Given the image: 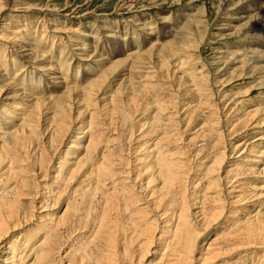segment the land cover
<instances>
[{
	"label": "rangeland",
	"instance_id": "374dc122",
	"mask_svg": "<svg viewBox=\"0 0 264 264\" xmlns=\"http://www.w3.org/2000/svg\"><path fill=\"white\" fill-rule=\"evenodd\" d=\"M3 3L0 66L6 65L9 71L0 75V130L7 133L5 140L10 137L7 141L18 142L5 152L0 149V202L14 200V189L20 181H27V186H18L16 191L26 195H19L17 217L9 222L15 230L10 229L0 242V264L10 247L18 255L17 264H108L109 258L119 260L115 264H164L177 247L171 242L165 248L169 239L163 231L168 226L174 231L184 203L192 204L188 213L194 222L191 231H199L192 264H264V247L238 250L216 263L204 259L214 238L249 213L264 209V0ZM193 18L195 22L186 30L187 39H177ZM74 36L89 45L85 53H94L91 61H75L71 52ZM172 39L174 45L182 40L190 42L181 48L182 53L169 57V67H161V57L169 55L165 47ZM25 42L34 43V53L39 57L34 60L37 63H28L20 72L21 57L16 58L14 45L20 48ZM134 50L139 56L133 65L130 59L115 65L116 60ZM179 59L190 64L180 67ZM142 62L148 63V73L140 72L145 71ZM49 65L67 74L64 88L55 87L47 79L41 68ZM201 69L209 79L199 76ZM100 75L105 82L110 79L95 88L93 93L98 96L94 94L87 105L83 87ZM18 85L34 97L57 96L65 87L73 88L77 102L73 101L68 118L71 126L59 147L56 140L60 134L47 128L51 114L45 108L38 113L30 106L31 101L16 95ZM115 102L119 113L111 123L108 109ZM28 114H41L40 125L34 126L36 134L22 139L12 131ZM90 138L97 141V146L84 166L74 171L75 162L86 156ZM221 152L225 153L223 162L218 159ZM49 155L51 162L47 164ZM164 159L180 164L178 170L188 181L185 193L182 182L177 188L163 186L170 181L166 176L170 167L165 166L170 163ZM104 162L108 166L101 175L97 171ZM253 167L259 170L252 173ZM236 172L241 175L231 180H239L233 183L238 191L230 192L237 195L242 190L247 200L254 195L250 202L236 203L227 194L222 221L215 226H199L193 218L196 214L191 212L202 204L210 212L218 204L219 191L226 188V178ZM162 200L165 203L160 205ZM118 202L117 217L115 210L105 214L107 204L109 209H116ZM154 202L159 207L152 208ZM34 203L38 206L35 210ZM158 214L161 217L156 218ZM57 223L65 225L57 227ZM115 230L116 239L112 240Z\"/></svg>",
	"mask_w": 264,
	"mask_h": 264
},
{
	"label": "bare ground",
	"instance_id": "6f19581e",
	"mask_svg": "<svg viewBox=\"0 0 264 264\" xmlns=\"http://www.w3.org/2000/svg\"><path fill=\"white\" fill-rule=\"evenodd\" d=\"M5 8V4L3 3V0H0V12H2V9ZM192 22H195V19L193 18L191 21H189L188 23L185 24L184 28L180 31V34L179 36L176 38L178 39L179 37H181L180 39H183L186 37L187 39V34L189 32H187V28L190 26V24ZM197 22V21H196ZM182 26V25H181ZM182 28V27H181ZM106 29V28H104ZM108 30V29H107ZM179 30V29H178ZM175 31V30H174ZM171 32V31H170ZM80 33H85V32H80ZM86 34V33H85ZM84 34V35H85ZM99 34V33H98ZM105 35V37H109L107 36L108 33H103ZM204 35V34H203ZM179 39V40H180ZM32 40V39H30ZM177 40V41H179ZM72 49H71V52L73 54V58H75V61H80V62H86V61H91L93 59V56H94V53L90 54V53H85L86 50H89L88 46H86V44L81 41V40H78L76 36L73 37V40H72ZM29 42V41H28ZM174 42H175V39H172L168 42V44L166 45V49L168 52H169V55H165L164 57H161L162 59L160 60V65L161 67H169V63H170V58L172 55H176V54H179V53H182V49H185L183 48V46L187 47V43L190 42V40L188 42H186V40H182L181 44H177V45H174ZM26 43V42H25ZM191 44V43H190ZM17 45L15 44L14 45V49H15V56L16 58L17 57H21L19 58V62H22V66H21V70H19L20 72H22V68H24L28 63L29 64H33L38 57L39 55H37L36 53H34V43L33 42H30V43H26L25 45L21 46L20 48H17L16 47ZM92 45H90L91 47ZM190 46V45H189ZM182 48V49H181ZM93 50V49H92ZM95 50V49H94ZM139 50V49H138ZM63 51V50H62ZM173 51V52H172ZM256 51V50H255ZM139 52V51H137ZM164 52V51H163ZM136 51L134 50L133 52H130L129 54H127L126 58L122 57L118 60H116V66L121 62L123 63L126 59H130L132 64L133 65L136 61V59L138 58L139 54L135 55ZM143 54V53H142ZM264 55V54H263ZM141 56V55H140ZM186 56V55H185ZM95 57H97L95 55ZM134 57V58H133ZM188 57V56H187ZM264 57V56H263ZM71 58V59H73ZM262 58V57H261ZM134 59V60H133ZM184 59V58H183ZM183 59H179V65L180 67H183L184 64H186L187 60H183ZM100 60V59H99ZM147 60V59H146ZM157 61H159V58L156 59ZM53 61V60H52ZM148 61V60H147ZM51 62V61H49ZM72 62V60L70 61ZM37 63V62H35ZM120 63V64H121ZM142 63H145V65H142L143 66V69H145V71H140V72H146L148 73L149 70H147L146 68L149 69V66L147 67L146 64H148L147 62H142ZM188 64H190L189 62H187ZM128 64V63H126ZM140 64V63H139ZM196 64V63H195ZM37 66V65H36ZM136 66V65H135ZM141 66V65H140ZM141 66V67H142ZM187 66V65H186ZM39 67V66H37ZM112 67V66H111ZM109 67V68H111ZM115 67V66H114ZM139 67V66H138ZM154 67V66H152ZM185 67V66H184ZM7 66L6 65H2V67L0 66V75L1 76H5L7 74L6 70H7ZM36 68V67H35ZM63 68V67H62ZM133 68V67H132ZM207 68V67H206ZM42 70H44L46 73V77L47 79L49 80V82H53V84H55L57 88H64V84L66 83L67 84V74H64L63 72L60 71V68H57L55 65H49L47 67H44V68H41ZM1 70H5V73H2ZM27 70V69H26ZM103 70V69H102ZM107 70V68L105 69ZM109 70V69H108ZM116 70V69H115ZM167 70V69H166ZM9 71V70H7ZM19 71L15 74V77H17L19 75ZM104 71V70H103ZM25 72V71H24ZM107 72V71H106ZM200 77L201 78H207V75H203V70L201 69L200 71ZM9 73V72H8ZM102 74V72H101ZM110 74V73H109ZM217 74V72H216ZM8 75V74H7ZM22 75V74H21ZM20 75V76H21ZM104 75V74H103ZM102 75V76H103ZM107 75V74H106ZM143 75V74H142ZM220 75V74H219ZM19 76V77H20ZM23 76V75H22ZM100 75L97 76L96 78L93 79L92 77V80L90 81V83L86 84L84 87H83V90L84 91V97H86V100L88 102L87 105L91 104V100H92V97L93 95L95 94L96 97L98 96L96 93H93V92H96L95 91V88L96 87H100L102 85H104V82L106 80H104V78ZM145 77H147L148 75L144 74ZM18 77V78H19ZM24 77L26 78V76L24 75ZM99 77V78H98ZM102 77V78H101ZM192 77H194L195 79L196 78V75H192ZM23 78V79H25ZM199 78V80L201 79ZM4 79V78H3ZM7 79V78H6ZM13 79H15L13 77ZM29 79V78H28ZM110 79V78H109ZM106 82H108V80ZM209 79V78H207ZM11 80V79H10ZM27 80V79H26ZM140 80V79H139ZM198 80V79H197ZM204 80V79H203ZM28 81V80H27ZM31 81V80H30ZM195 81V80H194ZM12 82V81H11ZM21 82V81H20ZM24 82V81H23ZM34 82V81H33ZM105 82V84H106ZM8 84V82H6ZM28 83V82H26ZM36 83V82H34ZM33 83V84H34ZM6 84V85H7ZM21 84V83H20ZM25 83L21 84V85H24ZM41 84V83H40ZM65 84V85H66ZM16 86V84H15ZM27 86V85H26ZM3 87V86H2ZM0 86V88H2ZM141 87V86H140ZM132 88V87H131ZM147 88V87H146ZM16 89H18V93L16 95H20L21 98H24L26 101H31V105L30 106H33L34 110L36 109L38 111V113H42V112H49L51 114V116H49L48 118L50 119L49 123H48V127L49 128V131L50 129H53V132L57 135L58 133L60 134L59 135V138L56 140V142H58V147L59 145L62 144L65 136L67 135L68 131H69V128L71 126V121L68 120L69 116L71 115V112H72V107H73V101L76 100L77 97H73V88L70 89V86L69 87H65L64 89V92L61 93V95H58L57 96H48V97H43V95L39 96V97H34V96H29L27 94V92H25V90H28L26 87L24 86H20L18 85L16 87ZM40 89V88H38ZM103 89V87H102ZM136 89V87H135ZM142 89V88H141ZM33 90V89H32ZM137 90V89H136ZM102 91V90H101ZM118 91V89H117ZM98 92V91H97ZM100 92V91H99ZM137 93V92H136ZM142 93V92H141ZM117 94V92H116ZM114 94V95H116ZM120 94V93H119ZM135 94V93H134ZM80 96L82 94H79ZM100 95V93H99ZM206 95V94H205ZM120 96V95H119ZM133 96V95H132ZM135 96V95H134ZM208 96V95H207ZM95 97V98H96ZM115 97V96H113ZM116 98V97H115ZM133 98H136L137 97H133ZM81 99V98H80ZM54 100L57 102V104H53L54 103ZM116 100V99H115ZM118 100V99H117ZM131 100V99H130ZM111 101V100H110ZM74 102H77V101H74ZM86 102V101H85ZM119 102V101H117ZM117 102H115V104L112 105V107H110L109 112H110V117L112 119L111 120V123L112 122H115L114 120V117L117 115L118 110L117 109ZM43 103H50L51 105L50 106H46L43 105ZM82 103V102H81ZM110 104V103H109ZM112 104V102H111ZM105 105V104H104ZM85 106V105H84ZM102 106V105H101ZM87 107V106H86ZM32 108V109H33ZM45 108V111H43ZM108 108V106H107ZM119 108V107H118ZM176 108V107H175ZM79 109V108H78ZM83 109V108H82ZM80 109L77 113L79 115L80 111L82 110ZM85 109V108H84ZM4 110V109H3ZM1 110V111H3ZM6 112V111H5ZM33 112V111H32ZM4 113V112H3ZM115 115V116H114ZM94 116V115H93ZM114 116V117H113ZM24 117V116H23ZM41 117V114L38 115H33V114H28L27 118H21L22 119V122L19 126H17L18 128L14 129L11 128L13 131L12 132H15V134H21L22 135V139L24 137H28L30 138V135H34L36 134L35 133V128L34 126H39L40 122H39V119ZM92 117V116H91ZM176 117V116H175ZM92 121V119H91ZM181 121V120H180ZM189 122V121H188ZM109 123V124H111ZM14 126V125H13ZM34 128V129H33ZM89 129V128H88ZM91 129V128H90ZM2 130V129H1ZM0 130V149H1V152H5L7 150H9V148H11V146L15 145L18 140L15 142V140H10V141H7L10 137H8L7 140H5V137L6 136V132L1 131ZM8 130V129H7ZM48 130V129H47ZM10 131V130H9ZM52 131V130H51ZM8 132V131H7ZM17 134V135H18ZM133 134V133H132ZM53 135V134H52ZM10 136L11 133H10ZM209 136V135H208ZM20 137V136H19ZM57 137V136H56ZM25 138V139H26ZM35 138V137H34ZM50 138H53V137H50ZM223 138V137H222ZM12 139V138H11ZM52 140V139H51ZM55 142V143H56ZM18 145V144H17ZM26 145V144H25ZM29 146V145H28ZM97 146V141L95 139H92L90 138V141L86 147V156L85 157H82L80 159H78L77 162H75V168H74V171L75 170H78L79 168L81 169L82 166H84L83 164H85V160L86 159H89V154L93 152V149H95ZM71 147V146H70ZM238 146H235V149L237 148ZM20 148V147H19ZM33 148V147H32ZM229 148V147H228ZM23 149V148H22ZM231 150V149H230ZM97 151V150H94V152ZM23 152V151H22ZM26 152V151H25ZM224 152L225 149H224ZM28 153V152H27ZM45 153V152H44ZM43 154V153H42ZM41 154V156H42ZM25 155V154H24ZM33 155V154H32ZM45 155V154H44ZM72 155V154H71ZM92 155V154H91ZM35 156V155H34ZM93 156V155H92ZM108 156V155H107ZM224 156H225V153H220L218 159H221L220 161H222L224 159ZM48 160V163L49 164L51 161H50V155L49 156H46ZM78 158V157H77ZM108 159H111L109 158V156L107 157ZM106 158V159H107ZM262 158V157H261ZM41 159V158H40ZM249 159V158H248ZM1 160V159H0ZM45 160V161H46ZM52 160V159H51ZM66 160V159H65ZM105 159H103L104 161ZM161 160V159H160ZM165 162L167 163H170V165L166 164V176L170 177V181H166L163 185L164 187L166 186H169L170 188H174V187H179V184L181 185L180 182H182V185H184V193L186 192L187 188L188 187V181H186V179H184V176H182V171H179L178 169L181 167L180 164H177L175 161H167L166 159H164ZM251 160V159H250ZM253 160V159H252ZM215 161V160H214ZM224 161V160H223ZM222 161V162H223ZM249 161V160H248ZM257 163H259V160H255ZM72 162V164H74ZM110 162V161H109ZM216 162H219L218 160H216ZM247 162V161H246ZM179 163V162H178ZM112 164V163H111ZM110 164V165H111ZM174 164H177L176 166H174ZM251 164V162H250ZM253 164V163H252ZM61 165V164H60ZM99 165V164H98ZM97 165V167H98ZM114 165V164H113ZM112 165V166H113ZM223 165V164H222ZM257 165V164H256ZM49 166V165H47ZM102 167H99L98 171H100V174L103 175L102 173V169H105V166H108L105 162L103 164H101ZM215 166V165H214ZM217 166L219 167V164H217ZM221 166V164H220ZM110 167V166H109ZM156 167V166H155ZM212 167V166H211ZM47 168V167H46ZM108 168V167H107ZM165 168V167H163ZM40 169V168H39ZM79 169V170H80ZM109 169V168H108ZM106 169V170H108ZM41 170V169H40ZM259 168L257 167H253L252 168V173H255L256 171H258ZM108 171H111L112 172V169L111 170H108ZM35 172V171H34ZM104 172V170H103ZM110 172V173H111ZM160 172V171H159ZM229 173H231V170L228 171ZM109 173V172H107ZM237 173V172H236ZM37 173L35 172L33 175H36ZM97 174V173H96ZM113 174V173H111ZM105 175V173H104ZM107 175V174H106ZM157 175V174H156ZM165 175V174H164ZM184 175V174H183ZM187 173H186V178L187 177ZM239 175H241L240 173L236 174V175H232L231 176H228V178H226V183H224V185L226 186V188L224 190H220L219 191V197L217 201L218 204H216V206L212 207V210H210V212H207L203 209V204L201 207H198L196 208V212H191L192 214H196L193 218L194 220H198V224L199 226H205V227H210V226H215L216 224H219L221 221H222V218L224 216V212L226 210V199H225V195H229L230 198H232L233 201H235L236 203H240L243 201V204H246L247 202H250V199L254 196L252 195H249V200H247L246 198H248V196L246 194H243L244 192L240 191V193H238L237 195L234 194V191H238L236 190L237 189V186L234 184L233 186V183H236L238 182L239 180L238 179H234V182L233 179L234 177L238 178ZM244 175V174H243ZM59 176V174H58ZM163 176V175H162ZM106 177V176H105ZM138 177V176H137ZM242 177V176H240ZM58 178V177H57ZM99 179L101 177H98ZM61 180V179H60ZM182 180V181H180ZM189 180V179H188ZM107 181V180H106ZM132 181H135V178L132 179ZM109 182V180H108ZM99 183V182H98ZM106 183V182H105ZM100 184V183H99ZM163 184V183H162ZM193 184V183H192ZM215 184V183H213ZM231 184V185H230ZM141 185V184H140ZM194 185V184H193ZM21 189H23L24 187L27 186V181H20V184L18 185ZM16 187L14 190H15V196H14V200H10L9 202H0V242H3L4 241V237L7 236L8 232L10 231V229H13L15 230V228H13V225H11V223L14 221L13 218L15 217L16 215V212H17V204H18V197L19 195H26V193H23L22 191L20 192H16L19 190V187ZM127 186V185H126ZM135 186V184H134ZM129 188V186H127ZM142 187V185H141ZM182 187V186H181ZM252 188H256L255 186H252ZM96 189H97V186H96ZM164 190V188H163ZM173 189H171L172 191ZM178 190V189H177ZM167 191V190H165ZM233 191V193L231 192ZM130 192V191H129ZM218 192V191H217ZM166 193V192H165ZM97 194V193H96ZM98 195V194H97ZM162 195H164L162 193ZM37 196V194L35 195ZM166 196V195H165ZM164 196V197H165ZM163 198V197H162ZM187 198V197H186ZM227 198V197H226ZM185 199V198H184ZM235 199V200H234ZM113 200H114V197L111 199L110 201V204H113ZM245 200V201H244ZM166 201V200H165ZM190 202V201H189ZM192 202V201H191ZM233 202V203H235ZM162 203H165L163 200L162 202H160V205ZM195 203V202H194ZM149 204V203H148ZM188 203H185L182 204V207H181V211H179V217L178 220H177V223L175 224L176 225V228L174 229V231H171V227L168 226V229L166 228L163 232V235L166 239H169L166 241V244H165V248H169L172 244L171 242H175L176 243V247L177 249H174L172 252H171V256L168 260H166L164 262V264H192V253L194 252L195 250V247H196V239L198 238V234H199V231L197 232H193L191 231V225H193L194 222H192V219L190 220L189 217H188V213L190 212V206H192V204L190 205H187ZM106 205V204H105ZM249 205V204H248ZM261 205H263V203H261ZM149 206V205H148ZM150 206H154L152 208H155V207H159V204H157L156 202L153 203V205L151 204ZM251 206V205H249ZM32 207H34L33 209L35 210L38 206H37V203H34V205H32ZM104 207V206H103ZM119 202L116 203L115 205V208L116 209H109L110 208V205L107 204L106 207H105V214H108L110 211H114L115 210V217H117L118 213H119ZM195 209V208H194ZM22 215V214H21ZM104 215V214H103ZM114 215V214H113ZM190 216V215H189ZM193 216V215H192ZM243 216V215H242ZM17 217V215H16ZM158 217H161V215H156V218ZM25 218V217H24ZM106 218V216H105ZM191 218V216H190ZM200 218V219H199ZM243 219V218H242ZM13 220V221H12ZM103 220V216H102V219ZM16 221V220H15ZM66 221V220H65ZM107 221V220H106ZM103 222L104 224H106L107 222ZM236 221V220H235ZM11 222V223H9ZM23 222V221H22ZM237 222H239L237 225H235L234 227H232L231 229H228L227 231L223 232V233H218L219 236L214 238L212 240V242L209 244V246L206 248V252L204 253L205 254V261H208L210 263H216L220 258L228 255V254H232V253H235L236 251L238 250H244V249H249V248H253V247H264V209L263 211L259 212L258 210L256 211L255 214L253 213H249L248 214V217L244 220H241L239 219ZM19 223V222H18ZM101 223V221H100ZM16 224V223H15ZM65 225V223H57V227H63ZM67 225V224H66ZM102 225V223H101ZM233 225V224H232ZM153 226V225H152ZM151 226V227H152ZM17 227V226H16ZM230 228V227H229ZM61 229V228H59ZM196 230V229H195ZM194 230V231H195ZM226 230V229H225ZM142 231V230H141ZM11 232V231H10ZM146 232V230H145ZM116 230L115 232H113L112 234V240H115L116 239ZM136 234V232H135ZM137 237V235H135ZM135 236L133 238H135ZM140 236V235H139ZM173 236V237H172ZM4 238V239H3ZM221 239V240H220ZM220 240V241H219ZM21 242V241H20ZM116 242V241H115ZM135 242V241H134ZM171 244V245H170ZM3 246V245H2ZM42 246V245H41ZM14 247V246H13ZM179 248V250H178ZM12 248L10 247L8 249V251L6 252V256L4 259H2L1 261L4 262L3 264H17L18 263V258L16 257L15 255V251L11 250ZM47 252V251H46ZM119 252V251H118ZM115 255V254H113ZM18 256V255H17ZM118 256V255H117ZM62 258V257H61ZM115 258L116 255H115ZM63 259V258H62ZM119 259V258H118ZM119 261V260H117ZM117 261H114V258L113 260L111 258H109V262L108 264H115ZM119 263V262H118ZM122 264V263H121Z\"/></svg>",
	"mask_w": 264,
	"mask_h": 264
}]
</instances>
